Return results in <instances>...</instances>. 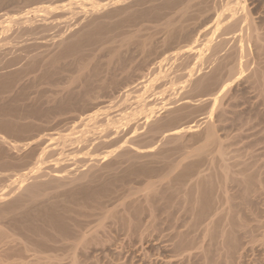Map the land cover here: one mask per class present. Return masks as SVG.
Returning <instances> with one entry per match:
<instances>
[{
	"label": "bare ground",
	"instance_id": "bare-ground-1",
	"mask_svg": "<svg viewBox=\"0 0 264 264\" xmlns=\"http://www.w3.org/2000/svg\"><path fill=\"white\" fill-rule=\"evenodd\" d=\"M11 1L0 0V97L6 94L2 99L22 105L14 113L0 110L1 125L18 132L12 138L0 127V262L77 264L79 252L101 235L99 228L115 213V207L109 212L111 206H127L135 192L146 191L155 177L168 181L179 167L177 180L190 183L213 161L204 155L223 141L216 113L255 63L252 45L263 32L247 0H16V13L3 12L2 5ZM212 11L216 18L208 21L214 25L203 29L207 25L198 19ZM107 31L118 34L106 36ZM119 33L108 64L103 62L108 66L101 62L103 56L93 62L95 54H84L88 61H83L81 46L93 48L96 38L114 41ZM138 58L136 79L124 78L123 85L118 80L122 75L107 77L110 65L130 70ZM74 64L76 74L68 69ZM116 80L123 86H116L119 95L111 90L109 104L103 105L104 89ZM6 104L2 101L0 109L7 110ZM187 135L197 141L191 151L182 147ZM160 168L167 173L161 175ZM138 180L148 181H140L145 190L132 184ZM130 184L138 190L129 187L128 194ZM202 191L199 187L197 194Z\"/></svg>",
	"mask_w": 264,
	"mask_h": 264
},
{
	"label": "rangeland",
	"instance_id": "rangeland-1",
	"mask_svg": "<svg viewBox=\"0 0 264 264\" xmlns=\"http://www.w3.org/2000/svg\"><path fill=\"white\" fill-rule=\"evenodd\" d=\"M86 1H91V0H86ZM11 2L12 5L11 4L9 5V3L5 4L6 6L2 5L3 6L2 8L4 10L3 12L7 13V11H9L8 13H10L11 11L10 14H14L16 8L18 10V7L14 3L18 1L15 0L14 2L13 1ZM87 4H88L87 6L90 7V3ZM247 4L249 6V9L253 12L255 21L257 20L256 24L259 27V31L262 30L263 33L260 31V33H262L261 34L262 36L259 34L260 38L258 37L257 41L255 40L252 45L253 46L252 54H254L253 56L255 58L254 57L253 58L255 63L253 61L254 64H251L252 67L250 66V71H248L247 76L244 79H242L241 82H239V84L233 87L232 91L230 92V95L226 98L224 102V107L219 108L216 113L218 132L220 138L222 137L221 139L223 141L222 140L221 141L223 144L221 143V145H219L220 143L217 142L216 144L218 145H215L214 149L215 150L218 149V146H220L219 148L221 147L222 148L218 149L219 152L216 151L219 154H217L215 150H209L208 154L204 155L205 158L207 157L213 158L214 163L212 159H210L211 160L210 161L207 158V160H209L207 162H209L211 165L207 163L209 164L207 166L205 165L207 168L205 166H204L205 168L202 166L199 169V172L196 173V175L198 174L199 176L198 175L197 176L193 175V177L190 176V178L191 177L193 178V179L191 178L190 183L189 180H182V181L177 180L176 174L177 172L182 170V167H179L177 169V172L176 170H174L175 174L174 172L168 174V178H171L168 179V181L167 178L166 180H164L165 177L161 178L162 180L160 181L158 177H155L158 180L154 178L153 180L155 182L153 183L152 186H148L146 188V191L144 192L140 190L141 192H143L142 195H140V191H137L138 190L137 188L138 187L141 188L142 181H144L143 182L144 184H147L148 181L138 180L132 183L134 184V186H138L137 188L132 186L134 190L135 188L137 189L136 190L137 192L133 190L137 195V197H134L136 195H134L133 192L132 194L134 195L132 196L133 203L132 201L131 202L129 201L130 203H128V205L124 207L118 204L119 203L118 202L117 206H111L112 208H110L109 212L111 211V209L115 207L114 209L115 213L112 210V212L109 214L111 216L108 215V217L106 218V223L104 221V228L101 227L103 231L102 229L100 230L99 228V232H100L99 234H101L100 236H103V238L98 236V238H101V241H98L100 239L95 237L92 238L94 240L90 239V241L92 240L93 243L89 242L88 245L86 244L87 247H85L84 250L82 249L79 252L80 257L78 259L80 260H78L77 264H264V188H263L264 187V183H263L264 182V95H263L264 94L263 93L264 92V42H262L264 41L263 39L264 38V0H247ZM16 12L17 11H15V13ZM213 13L214 11L210 12L209 17L205 15L203 19H201L202 18L201 17L198 20H201L202 21L201 23L203 22L205 23V25L204 23L202 24L203 26H206L207 24H209L210 26L211 25L210 22L214 21V19L216 18V16H214L215 13L212 16ZM139 14L140 13H138L137 16H139ZM210 16L214 18L212 19L210 18ZM113 19H115V17ZM209 19L212 20H210L209 22L208 21ZM138 22L140 24L144 21L139 20ZM146 22L147 21H145V24ZM149 22L150 21L147 22L148 25ZM151 23L153 24L154 22L151 21ZM155 24L156 21L153 25ZM212 25L209 27L210 28L209 30H211ZM207 28L208 25L203 29H207ZM55 30L53 31L56 33ZM53 31L50 32L53 33ZM120 33L123 34V32ZM120 33L119 35H116L114 41L113 39H111L112 42L111 40L110 41L108 40L109 42L106 41L107 42L106 43L99 41V38H96L97 39L96 42L92 43L93 48L92 46L85 48L81 46V51H80L79 50L80 47H79L78 50L80 51V54L82 53V58H84L83 56L84 54L87 55L89 53L91 58H93V55L95 54L96 56L93 62L102 59L103 56L101 62L103 63L105 61L106 64H108L109 51H111L113 47L119 44L120 42L119 39L121 38ZM208 33L211 32L208 31ZM115 34L118 33L115 32ZM115 34L114 31L106 32V36L107 35L114 36ZM258 39L261 41H259ZM110 42L111 43L114 42L113 46L110 44ZM94 44L97 47L94 48ZM103 44L104 47L107 45L108 48L107 47L103 48ZM101 45L102 48L100 47ZM98 48H101L99 49L101 52L97 50ZM82 49L84 51H82ZM94 49L95 51L98 52L97 53H95V51L93 52ZM79 57L81 56H77V62L79 61ZM137 57H139L138 54ZM137 57L135 58L136 60ZM139 58L137 64L135 63V60L133 61V68L131 67V69L133 70L131 72H130L131 69L129 70L128 67H127L128 70L124 71V69L122 68L115 69L113 65H110L111 69H108L109 73L107 70L105 71V69L107 68H105L104 71L107 73L106 75L109 79L115 78V75L116 76L122 75L120 76L122 79L120 77L119 79L118 77L116 78L120 82L122 81L121 83L124 85L125 79L127 80H129V78L131 80L136 79L138 74L140 75V72L137 70V68H135L136 65L139 64ZM84 59L83 61L85 62L88 61L87 58ZM64 61L67 60L65 59ZM128 63L131 64L132 62H130L129 60ZM128 63L127 66L129 65ZM106 64H104L105 67L108 66ZM61 65H63V63ZM75 67H77L76 64L72 65L68 69H70L72 72L73 69H76ZM118 70L120 74L117 73ZM76 71L73 70V73L75 72L76 74ZM121 71L123 72V74ZM111 72L112 74L115 72L114 76H112ZM124 72L126 73L124 74ZM109 74L111 77H109ZM129 75H132V78ZM60 76L59 78L61 79ZM53 77L50 76L49 78L52 79ZM57 78L55 80H57ZM47 80L48 79H46L45 81ZM120 82L117 81L116 84H113V86H111L112 88L110 87V90H108L109 88L107 90L104 89L105 91H103L102 94L106 95L105 97H103L105 100H102L103 98L100 100L102 101L103 105H105V103L108 101L107 97L108 99L110 98L109 96L112 97L113 95L112 91L115 90L114 93L115 95H117L118 93L117 89L120 87L118 89L120 90L123 87L121 86L122 84H120ZM43 84L45 85V83ZM44 85L42 87H45ZM47 86L48 83L46 82V87ZM158 86L159 84L157 85V87ZM158 88L160 89V86ZM107 93L109 94L107 95ZM3 95L5 96L6 94H1L0 104H2V101H3V105H5L7 102H8L7 104H9V101L12 102H10L11 105L9 104L11 108L8 105L10 110L8 109V107L7 110L5 109L6 107L0 109L2 113L5 111H6L5 113H9L10 111L14 113L15 111L13 110H15L18 105H20L21 107L22 104L17 99L14 100H12V98L2 99ZM15 100H17L19 104ZM108 104L109 103H106V105ZM3 105H0V108ZM17 109H21V108H19L18 106ZM0 127L2 129V130L0 129L1 131L8 133V135H10L12 138L13 137L16 138V136H18L17 134L18 132H15L16 130L14 131V133H12V130L9 131L6 127H3L1 125V122H0ZM191 138H192L191 135H187L186 138H184V142L182 141V147L184 146L183 147L184 150L191 151L195 147V145H197L196 139L194 138L191 139ZM212 153L215 154V156L217 154V157L215 158V156H213ZM197 157H200V155L193 157L192 159L196 160ZM216 159H218L217 162ZM164 170L165 169L162 168L161 170L160 168L158 171L159 172L161 171L160 174L163 175L164 172L165 174L167 173ZM159 172H156V174H159ZM204 172L206 173V175ZM226 173L227 174L229 173V175H227ZM224 174H226L229 177H227ZM251 174L252 177L250 176ZM248 177H250L251 179L249 178L248 180ZM261 177L263 179H261ZM243 179L244 182H242ZM157 181H159L160 187H158L159 185ZM169 182L171 185H169ZM135 183H139L140 186L138 184L135 185ZM251 185L253 186V188ZM261 185L263 187H260ZM130 186L131 184L127 185L125 188L128 194L129 192L130 193L132 192L130 191L132 189V187ZM143 186L145 185H142V189L146 187ZM226 186L228 187V189L226 188ZM129 187L131 188L130 190L128 189ZM151 187L154 189L153 190L149 189L148 191L147 189ZM199 187H201L203 190L202 191L203 198L202 196H199V194H197V190ZM215 187L218 189H216ZM255 187L256 189H254ZM118 188L119 190L124 189L120 187ZM156 188L159 189L157 190ZM254 190L256 191L254 192ZM153 191H155L156 193ZM145 194H147L148 197ZM212 194L213 196H211ZM226 194L229 195L227 196ZM130 197L131 195H129L128 198H126L127 202L128 200H131ZM196 198H198V200H196ZM234 198H236V200ZM206 199H208V201ZM194 201L195 202L198 201V203H195ZM209 201L211 204L209 203ZM224 203H226L227 205ZM119 206L124 207L122 209H124L125 212L127 210L126 209L127 207L128 212L125 213L123 210H121ZM202 208L204 209V211ZM228 208L229 209L232 208V209L229 210ZM117 209L119 210V212H117L118 211ZM215 212L217 215L215 214ZM239 212L242 213L240 214ZM213 213L215 214V216ZM152 214H154V216ZM226 218L228 219L226 220ZM186 225H188L189 227ZM204 226L207 228H205ZM96 239L97 241L94 242ZM202 240L203 242H201ZM4 241L1 244V246L4 245L3 248L8 246V244H6L7 242L5 241L6 242L5 243ZM230 244L232 245L230 247H227ZM188 246L190 247L188 248ZM6 263L9 264L11 262L10 261L5 263L0 262V264H6Z\"/></svg>",
	"mask_w": 264,
	"mask_h": 264
}]
</instances>
